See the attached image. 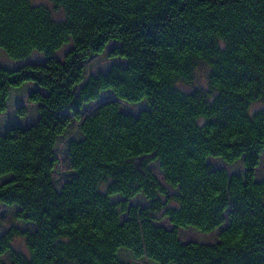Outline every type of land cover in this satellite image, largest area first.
Wrapping results in <instances>:
<instances>
[{
	"label": "trees",
	"instance_id": "trees-1",
	"mask_svg": "<svg viewBox=\"0 0 264 264\" xmlns=\"http://www.w3.org/2000/svg\"><path fill=\"white\" fill-rule=\"evenodd\" d=\"M33 1L0 0V50L44 58L0 65V114L35 86L32 121L0 124V264H264V0Z\"/></svg>",
	"mask_w": 264,
	"mask_h": 264
},
{
	"label": "rangeland",
	"instance_id": "rangeland-1",
	"mask_svg": "<svg viewBox=\"0 0 264 264\" xmlns=\"http://www.w3.org/2000/svg\"><path fill=\"white\" fill-rule=\"evenodd\" d=\"M33 2L35 4H44V5L49 6V4L46 0H34ZM53 17L60 19L62 17V14L59 11L53 12ZM66 50H67V48L62 49L61 51H59L57 53L56 56L58 58H61ZM43 61H44V58L42 55H40L38 53H33L29 58H27L24 61L14 62V61L9 60L6 57V55L0 50V65H3V66L8 67V68H16V67H18L22 64H25V63H42ZM118 62H119L118 60L108 58L107 55H101L98 57H94L88 62V73L89 74L90 73L97 74L99 72H106L113 63H118ZM178 87L180 89L186 90V91L191 90L194 87H197V88L206 87L205 69L203 67L198 69V71L195 75V78H194V82L192 84L188 85V84L180 83L178 85ZM33 88H35V86L33 84H26L17 90H11L7 110L5 113L0 114V124L2 126H5V127H9L11 125H21L22 126V125L28 124L32 121V118L34 116L33 105H31L30 103L27 102V94H28V91L30 89H33ZM109 99H111V95L103 94L101 97V102L109 100ZM96 105L97 104H92L87 109V112L92 111L96 107ZM17 108L24 109L23 116H19L16 113ZM122 108L124 110H127V111L128 110L138 111L140 109V108H138V106H129L126 104H123ZM255 108H259V104L252 106V110H255ZM211 163L216 167H224L227 170H229V172H231V173H238V172L243 171L239 162H236L235 164H233L231 166H226V165L221 164V162H218L216 160L211 161ZM154 170L156 172L157 178L160 181H162V177L159 174L156 167L154 168ZM255 173L259 179H264V155L262 156V159L260 161V165L256 168ZM67 174H68V169H67L66 165L64 164L63 159H61L60 166H59L58 170L53 174V178L55 180H59L60 182H62V181H64V178ZM115 199H117V198H115ZM131 203L132 204L140 203L141 205H145L147 202L141 197H136L135 199L132 200ZM4 212H6V213L5 214L3 213V215H1L2 218L0 220L1 221V224H0L1 229L5 228L9 225H12V224L19 225L18 223H16L15 221H13L12 219L9 218V216H8L9 213L7 212V210H4ZM160 224L167 227V228H171V225L168 223L167 220H162L160 222ZM179 236L184 241L196 240V241H202V242H212L215 239L214 233L210 234V235H202V234H199V233L194 232L192 230L179 231ZM12 247L17 251H21L24 253L26 252L23 241L20 239H15L14 242L12 243ZM129 262L132 264H143L142 262H133V261H129Z\"/></svg>",
	"mask_w": 264,
	"mask_h": 264
}]
</instances>
